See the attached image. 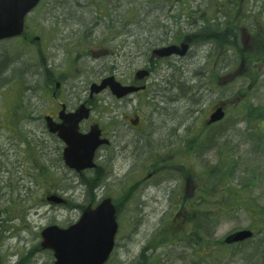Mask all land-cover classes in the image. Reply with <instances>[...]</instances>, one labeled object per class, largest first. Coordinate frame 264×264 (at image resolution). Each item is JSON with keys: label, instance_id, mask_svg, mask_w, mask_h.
I'll return each mask as SVG.
<instances>
[{"label": "rangeland", "instance_id": "374dc122", "mask_svg": "<svg viewBox=\"0 0 264 264\" xmlns=\"http://www.w3.org/2000/svg\"><path fill=\"white\" fill-rule=\"evenodd\" d=\"M183 1L41 0L25 19L29 40L0 42V264H54L40 232L105 197L118 225L106 264H264V51H239L251 46L249 25H264V0H229L227 18L224 0ZM182 36H198L185 57L152 59L153 46ZM149 68L140 94L90 95L91 83ZM78 99L110 139L80 174L60 141L48 148L39 134L54 103ZM217 105L225 117L207 126ZM243 229L248 243L224 244Z\"/></svg>", "mask_w": 264, "mask_h": 264}, {"label": "water", "instance_id": "95a60500", "mask_svg": "<svg viewBox=\"0 0 264 264\" xmlns=\"http://www.w3.org/2000/svg\"><path fill=\"white\" fill-rule=\"evenodd\" d=\"M40 0H0V40L20 36L24 28L25 16L38 4ZM37 40V38H36ZM188 43L170 45L155 49L156 57L171 55L184 56L188 50ZM147 72L141 70L136 73L137 79H143ZM59 84H56L58 87ZM109 88L111 94L121 98L139 88L125 87L115 81L113 76L106 77L99 84H91L90 95L98 94ZM89 109L81 105L77 110L62 116L61 124H54L45 118L51 133H57L65 143L63 160L66 166L80 172L95 167L93 156L102 145L108 144L107 139H101L98 125H92L86 134L79 132V123L87 119ZM61 117V116H60ZM224 117L223 106H219L209 116L207 124L220 121ZM48 201L59 203L55 197H48ZM115 207L110 198L102 200L94 209L86 207L79 220L67 229L50 226L41 232V247L54 252L55 264H104L114 247V236L117 230ZM253 232L248 229L236 231L228 235L226 244L240 243L250 239Z\"/></svg>", "mask_w": 264, "mask_h": 264}, {"label": "flooded vegetation", "instance_id": "af4514ba", "mask_svg": "<svg viewBox=\"0 0 264 264\" xmlns=\"http://www.w3.org/2000/svg\"><path fill=\"white\" fill-rule=\"evenodd\" d=\"M158 1H161L165 4V8H173L174 6H182L184 5L185 1L183 0H158ZM183 1V2H181ZM179 4V5H178ZM170 18H173V17H170ZM174 19V18H173ZM255 24L257 25H254L252 26L251 24L249 25L248 29H247V32L248 34H251V35H248L251 39V46L250 47H246L245 48H242L241 50L239 51H264V49H256L254 46H253V40L255 38V36H259L260 34H262L264 32V25H260V22H255ZM243 33V31H242ZM222 34V33H221ZM221 34H214V38L216 40H223L222 39V36ZM224 35V34H223ZM26 36V35H25ZM26 39H28L29 37H25ZM169 40L166 41V42H162L161 46H166V45H169V44H179L181 43V41L179 42H173V40H170L171 38L168 37ZM195 38H198V36H195L193 37L192 39H195ZM21 39H24V37H21ZM184 39V36L180 37L179 40H182ZM160 46V47H161ZM156 48V46H153V49L151 50V52ZM173 57H176V56H171V57H168V58H153L152 59L156 62L157 61H166V60H169L170 58H173ZM176 58H180V57H176ZM143 71L147 72V75L144 76L143 79H137V76H136V72H135V75L134 77L132 78H129L127 79L126 81L122 82V81H118L122 86H125V87H135V88H139L138 90H136L135 92L121 98L120 100L126 98V97H130V96H134V95H137V94H140L142 92H144L146 90V85H139L141 83V81H144L146 79H148L151 75V68L149 69H142ZM100 81V80H99ZM97 81V83L99 82ZM92 84V83H91ZM59 89V88H58ZM57 89V90H58ZM56 90V91H57ZM52 96V99H55L56 98V93H52L51 94ZM81 105H84L87 109H89V112L91 113V107L90 105L88 104V101L87 100H83V99H78L77 100V103L74 107L72 108H69L68 107V104L65 103V102H62V101H57L56 103H54V106H52L51 108V111H49L47 114H45L41 120V123H42V128H43V131L42 133H39L40 134V139L42 138L41 142L42 144H45L46 147H48L47 145V140H49V137L51 139H55L57 141H60L61 144L62 141L58 138L57 134H53V133H49L48 130H47V127H46V123H45V119L44 117H49L52 122H54L55 124H61L62 123V116H65V115H68L70 113H73L77 110V108ZM61 116V117H60ZM89 117H90V114H89ZM89 117L86 119V120H83L80 125H79V130L80 132L84 133V132H87L88 129L91 127V125L93 124H97L100 128V131H101V137L103 138H107L108 139V136L105 134V132L103 131V129L100 127V125L96 122H93V121H88L89 120ZM87 121V124H88V128L87 130L86 129H82L81 128V125L83 122H86ZM127 122V121H126ZM128 123H129V126H131L133 129H138L141 125V122H140V116L139 115H133L132 118H128ZM86 130V131H85ZM45 134L48 135V138L47 137H44ZM110 141V139H109ZM110 143V142H109ZM109 145V144H108ZM63 147H64V144H63ZM49 148V147H48ZM51 194H57V193H51ZM64 204V203H63ZM69 226V225H68ZM67 226V227H68ZM66 228V227H64ZM109 261V260H108ZM107 263V262H106ZM105 263V264H106Z\"/></svg>", "mask_w": 264, "mask_h": 264}, {"label": "trees", "instance_id": "16d2710c", "mask_svg": "<svg viewBox=\"0 0 264 264\" xmlns=\"http://www.w3.org/2000/svg\"><path fill=\"white\" fill-rule=\"evenodd\" d=\"M232 1H229V0H224V1H221L220 3V5L223 7L222 9H221V12L223 13V15H224V18H227L228 17V15H229V13L231 14L232 13V11H233V7H234V3H231ZM231 16H232V14H231ZM216 19H214V21H215ZM216 22V21H215ZM218 22H220V21H218ZM220 25L219 24H217V31L215 32V34H221V33H218V32H220V27H219ZM194 36H191V37H188V38H193ZM199 37H202V36H199ZM253 46L256 48V49H264V32L262 33V34H260L259 36H255V38H254V40H253ZM101 177H100V175H99V173H97V175H95V177H94V179H93V183H95L96 182V180H98V179H100ZM211 191H212V189H211ZM222 194L223 195H229L228 194V191H227V193H225V191H222ZM198 234V233H197ZM198 236V235H197ZM201 237V236H200ZM201 239H202V237H201ZM198 240V239H197ZM250 240H248V241H246L247 243L249 242ZM195 242H197V241H195ZM215 253L213 252V249L210 247L209 248V250L207 251V258H210L211 256H213ZM211 259V258H210Z\"/></svg>", "mask_w": 264, "mask_h": 264}]
</instances>
